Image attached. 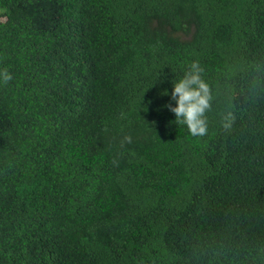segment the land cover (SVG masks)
Listing matches in <instances>:
<instances>
[{"label": "trees", "instance_id": "1", "mask_svg": "<svg viewBox=\"0 0 264 264\" xmlns=\"http://www.w3.org/2000/svg\"><path fill=\"white\" fill-rule=\"evenodd\" d=\"M1 17L0 264H264V0H0ZM192 61L202 137L164 107ZM94 105L150 147L128 155L142 142L102 133Z\"/></svg>", "mask_w": 264, "mask_h": 264}, {"label": "clouds", "instance_id": "2", "mask_svg": "<svg viewBox=\"0 0 264 264\" xmlns=\"http://www.w3.org/2000/svg\"><path fill=\"white\" fill-rule=\"evenodd\" d=\"M0 21H5V17H1ZM190 39L191 37L186 41ZM185 67L173 68L174 80L171 79L168 89L164 93L166 97L169 96L171 102L167 103L164 107L174 114V122L177 125L183 126L189 135L202 137L208 132L206 114L212 106L213 95L210 85L206 81L204 69L199 62L192 61L186 70ZM11 79V73L6 69H0V83H5ZM101 113L102 108L98 105H94L89 109V118L94 122V126H99L102 133H112V138L115 139L120 137L118 131H125L132 141L142 142L140 145L132 147L128 155H139L143 147H150L152 139L150 140L149 137L152 135L149 130L144 133H132L123 127L115 131L116 128L111 123H107L106 127L100 124L108 118V113L105 116H102ZM234 120V114L231 111H226L221 116L220 125L224 130H230ZM37 162L40 163L39 161ZM48 204H50V201Z\"/></svg>", "mask_w": 264, "mask_h": 264}]
</instances>
